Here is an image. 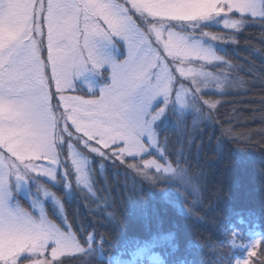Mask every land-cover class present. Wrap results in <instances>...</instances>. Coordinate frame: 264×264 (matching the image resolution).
<instances>
[{
  "label": "snow or ice",
  "instance_id": "snow-or-ice-1",
  "mask_svg": "<svg viewBox=\"0 0 264 264\" xmlns=\"http://www.w3.org/2000/svg\"><path fill=\"white\" fill-rule=\"evenodd\" d=\"M161 6L170 5L146 4L142 0H123V3L121 0H0V264H64L61 258L78 255L94 258L90 264L104 261L107 245L103 233L98 238L93 229L78 238L67 218L64 227L47 218L39 208L37 216L12 203L10 177L21 181L29 173H35L54 179L51 168L47 167L57 163L51 119L54 100L61 101L64 107L71 103L78 105L67 116L64 131L71 136L68 130L71 125L83 137L81 144L89 153L119 161L152 186L171 178L190 192L192 203L200 200L202 183L178 156L173 160L166 155L167 138L157 147L152 123L163 114L164 107L155 114L150 109L158 97H163L166 106L172 95L181 107L189 97L215 109V102L199 94L210 87L209 81L217 80L203 70V65L222 58L175 33H168L162 39L160 29L153 25L146 32L136 18L160 19L150 9ZM204 7L195 19L229 17L231 22L225 20L223 26L237 31L242 21L232 18L233 13L240 18H264L261 0H217ZM81 36L92 67L99 69L107 64L111 72V84L101 89L95 100H68L59 95L71 87L73 71L80 75L84 70ZM41 37L47 42L44 49L37 47ZM111 37L127 45V58L119 63L97 52V42H110ZM154 42L157 47L153 46ZM195 62H200V66H195ZM181 80L188 81V86L181 84L175 88ZM235 86L232 83L229 87ZM215 88L222 90V83L217 82ZM211 116V112L202 113L205 119ZM225 134L231 135L228 130ZM68 149L67 159L76 173L77 184L91 191L84 171L85 160L71 143ZM126 157L135 159L126 163ZM159 191L163 201L177 206L163 188ZM110 199V196L103 198V203L93 211L102 210L114 231L123 232L124 221L114 206L109 210ZM137 200L142 204L143 195ZM60 211L63 215L62 207ZM179 211L186 216L196 215L190 206L179 205ZM131 215H142L141 227L146 237L125 236L119 252L108 255L106 264H185L187 258L176 256L180 250L176 234L164 231L159 218H149L140 208ZM80 231L85 230L82 227ZM261 245L264 236L252 240L249 260L257 255L255 249ZM197 246L190 244L189 249ZM189 264H195L194 260ZM236 264H249V261L238 259Z\"/></svg>",
  "mask_w": 264,
  "mask_h": 264
},
{
  "label": "trees",
  "instance_id": "trees-1",
  "mask_svg": "<svg viewBox=\"0 0 264 264\" xmlns=\"http://www.w3.org/2000/svg\"><path fill=\"white\" fill-rule=\"evenodd\" d=\"M241 21L238 31H216L231 38L230 43L216 48L222 64L209 69L220 79L222 90L214 88L200 95L215 102L216 108L190 99L186 112H171L167 122L155 128L159 142L167 138L166 155L173 160L178 156L202 183L200 200L192 203L187 192L181 203L168 194L177 205L174 207L163 201L159 188H169L164 182L152 186L119 162L88 157L91 191L71 185L68 193L61 186L55 193L64 209V220L67 218L78 238L93 229L98 238L103 233L108 255L119 251L125 236L145 238L142 215H131L136 208L149 218H159L164 231L176 234L180 249L176 256L187 258L185 264L192 260L195 264H236L247 255L254 235L264 236V18L244 17ZM232 83L236 86L230 88ZM203 111L211 112V118H203ZM226 130L231 135H226ZM140 195L144 197L142 204L137 200ZM108 196L109 210L114 206L124 221L123 232L114 231L102 210L93 211ZM179 205L192 207L196 215L181 214ZM50 210L51 220L61 225ZM190 244L198 246L189 249ZM255 250L257 255L249 264H264V245ZM61 259L64 264L94 262V258L82 256Z\"/></svg>",
  "mask_w": 264,
  "mask_h": 264
},
{
  "label": "rangeland",
  "instance_id": "rangeland-1",
  "mask_svg": "<svg viewBox=\"0 0 264 264\" xmlns=\"http://www.w3.org/2000/svg\"><path fill=\"white\" fill-rule=\"evenodd\" d=\"M143 3L146 4H156V5H170V6H161L150 9V11L154 12L158 17H162L160 19H151V18H140L137 17V22L140 26L147 32L150 25L155 26L157 29H160L162 34V39L167 37L168 33H175L178 36H181L188 40L190 43H198L202 48L211 50L215 55H217L216 48H219L222 44L230 43V37L222 35L216 31L220 32H235L237 30L227 29L223 26L225 20L230 21L229 17L225 16H217L208 20H198L195 17L201 14L206 5H210L212 3L217 2V0H142ZM123 3V0H121ZM127 6V5H125ZM261 6L264 8V0H261ZM232 18L242 19L238 14H231ZM247 17V16H245ZM244 18V17H243ZM251 18V17H249ZM262 19V18H256ZM242 26V22L238 25L240 29ZM207 33V35H205ZM35 35V34H34ZM228 35V34H226ZM213 36L220 37V39H212ZM46 40L41 37L38 40L37 47L38 48H46ZM81 52L83 54L84 59V70L80 75H77L75 71L71 76V87L66 88L59 95H63L66 99L71 100V98H78L79 100L87 101V100H95L99 98L101 89L111 84V72L107 64L100 67L99 69L93 68L91 63L88 60L87 52L83 47V36L80 39ZM154 47L157 45L153 44ZM97 52L98 54L110 57L114 59L116 62H120L127 58V45L123 40L117 37H111V41H98L97 42ZM46 56V52H45ZM218 56V55H217ZM223 59L220 61L214 62L212 64H204L203 70L209 71L216 67L219 64H222ZM169 64L175 63V61H168ZM195 66L199 67L200 62H195ZM187 67V64L184 65ZM213 76L217 77L216 74L210 72ZM178 76V74H177ZM220 82V79L215 81H209L210 87L206 89H202L199 95L202 93H211L215 88V84ZM183 84H189L188 81H177L174 85L175 88H179ZM55 89L53 88V92ZM191 98L186 97L185 106L181 107L175 100V96L172 95L169 98V103L165 106L163 103V97H158L156 101L153 102L152 108L150 112L155 114V112L160 108L164 107V112L160 117L152 123V132L157 138V147L160 146L159 138L156 133V126L159 123L167 122L169 118V114L171 112H186L188 109V100ZM194 101V100H193ZM78 107L77 104L71 103L70 106L64 107L61 106V101L54 100L51 108V119L54 125L52 129L53 140L56 144L57 149V163L55 165H48L47 167L51 168L53 172V178H50L47 175H37L35 173H29L24 180L16 181L14 177H10V187L13 193L12 195V203H18L20 207L28 209L33 212V215L38 216L37 208L43 210L44 214L47 218H50V214L52 213L50 209L56 213V216L61 222V225H64V213L61 215V203H56L59 201L58 196L55 194L56 190L61 186L64 189V193H68L70 190V186H79L80 188L89 191V188H86L82 185H78L76 182V173L72 169L68 156V144L71 143L73 148L81 154V159L85 160V169L89 187L91 188L90 180H89V160L88 157H94L95 154L89 153L87 148L81 144V139L83 137L80 133L76 132L74 128L69 125V132L72 133L71 136L67 135L64 131V123L66 122L67 116L72 113ZM63 140V142H60ZM84 147L86 152L82 151L81 148ZM150 152L155 155V151L150 149ZM102 160L109 163H118L119 161L104 159ZM126 163L134 161L135 158L126 157ZM68 166V168H67ZM70 170V171H69ZM23 172V169L21 170ZM161 182V181H157ZM163 184V182H161ZM164 185H168V191H165L167 194H171L174 197L180 199L179 201L185 200L184 195L189 192L183 185H181L178 181L172 180L171 178L166 179L164 181ZM173 184V186H171ZM63 193V194H64ZM50 210V211H49ZM55 223V222H54ZM263 236L261 233H256L253 239ZM252 239V240H253ZM248 247V251L252 250L251 243ZM119 251L112 253L111 255L115 256ZM79 256V255H78ZM108 254H104V263L106 264V258ZM83 257V256H82ZM243 261H249L248 253L242 259Z\"/></svg>",
  "mask_w": 264,
  "mask_h": 264
}]
</instances>
